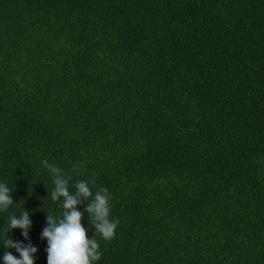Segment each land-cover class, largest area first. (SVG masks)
I'll return each instance as SVG.
<instances>
[{
    "label": "trees",
    "instance_id": "1",
    "mask_svg": "<svg viewBox=\"0 0 264 264\" xmlns=\"http://www.w3.org/2000/svg\"><path fill=\"white\" fill-rule=\"evenodd\" d=\"M45 160L109 193L95 264H264V0H0V240L27 210L35 264Z\"/></svg>",
    "mask_w": 264,
    "mask_h": 264
},
{
    "label": "clouds",
    "instance_id": "2",
    "mask_svg": "<svg viewBox=\"0 0 264 264\" xmlns=\"http://www.w3.org/2000/svg\"><path fill=\"white\" fill-rule=\"evenodd\" d=\"M42 164L49 171L54 184V189L48 196L50 195L53 201L63 198L61 217L56 218L47 213V226L41 233V238L47 240V264H95L102 256L95 238L96 233L104 240H111L119 224L118 220L109 219L110 196L107 189L100 188L93 196L88 182L77 181L74 185L76 191L70 192L68 186L71 178L63 175L60 168L46 160L42 161ZM82 201H88L85 211L95 229V235L91 239L88 238L87 229L82 223L83 213L77 209ZM13 203L15 202L12 190L6 184L0 183V211H7ZM31 227L32 221L25 209L20 215H11L8 218V231L0 242L5 249L14 248L20 258L6 251L3 255L4 264H35L34 254L37 248L31 244L25 246L20 242H14L7 235L12 229L19 228L27 239Z\"/></svg>",
    "mask_w": 264,
    "mask_h": 264
}]
</instances>
